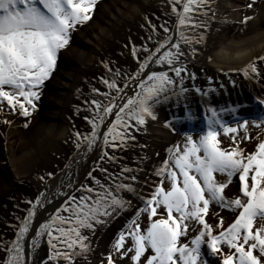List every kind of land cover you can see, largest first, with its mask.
I'll use <instances>...</instances> for the list:
<instances>
[{
  "label": "snow or ice",
  "instance_id": "1",
  "mask_svg": "<svg viewBox=\"0 0 264 264\" xmlns=\"http://www.w3.org/2000/svg\"><path fill=\"white\" fill-rule=\"evenodd\" d=\"M169 2L181 29L189 25L192 29L207 27L204 22L192 21L189 13L193 11V6L205 9L202 12L204 16L208 15V10L215 15V9L211 7L214 0ZM96 3L97 0H0V104L6 101L12 110L18 106L21 115H31L30 108L35 110V101L40 99L39 89L55 70L58 54L69 44L71 31L76 25L91 19L90 14ZM178 4L182 5V12L177 10ZM247 7L251 8L252 3ZM251 19L253 17L245 16L241 23L246 25ZM161 27L164 33L169 32L164 25ZM152 29L159 36L154 25ZM180 36L188 51L181 48V41L174 43L167 35L155 42V49L145 45L139 50L143 59L138 64L136 75L130 77L140 89L134 95L126 94L129 87L127 81L123 87H117L116 78L121 75L119 70L113 74L116 78L103 81L110 90L104 95L110 99L107 104L92 101L95 110L90 109L92 116L88 119L91 132L84 136L75 133L78 149L82 146H86L88 151H92L96 146L113 150L126 148L130 140H135L133 129L138 131L140 126L146 125L149 118L157 119L155 109L163 100L169 98V92L177 97L188 92V89L183 87L184 77L181 75L187 72V65L181 61V57H195V45L202 44L204 36L199 34L187 37L183 31ZM149 40H152L151 36ZM132 52L137 55L138 50L133 47ZM258 61H264V56L258 57ZM153 63L166 65L174 73L179 80L180 93L175 91L177 79L170 76L168 71H151L146 79H141L142 74ZM241 71L246 78L260 75L256 60L247 64ZM190 78L195 79V75L190 74ZM112 91L115 95H112ZM196 91L201 92L200 89ZM259 104L264 105V98L259 100ZM245 106L237 105L231 112L235 113L239 107ZM209 111L211 115L207 128L201 129L198 140H193L190 134L187 135L183 148L178 145L170 148L168 160L156 170L155 174L162 179L150 198L144 201V207L137 211V218L141 213L147 212L150 224L142 231L134 218L128 231L119 233L113 247L121 259L132 253L130 259L133 264H140L141 257L151 250V255L146 257V264H201L203 247L206 246L212 254H216L220 251L221 244H226L229 249H234V252L225 255L222 264H264V142L258 144L255 153L246 156L238 145L231 151L223 150L219 140L221 130L227 135L237 133L238 128L223 122L215 108H210ZM110 115H114V122L102 132L101 127ZM187 119L192 120L194 116L189 113ZM234 120L239 128L244 130V138H250L247 135L248 120L238 116L234 117ZM254 120L258 121L254 123L255 127L264 125V111H258ZM24 126L27 127V124ZM165 126L170 127L171 123L166 122ZM233 140L235 141L234 136ZM104 157L109 161L116 159L115 156L109 155L108 151L101 153V158ZM121 171L128 173L132 172V169L123 167ZM216 173L226 176L227 180L218 182ZM51 175L49 173V176ZM91 175L89 173V176ZM237 175L241 195L227 199L224 189ZM164 178L170 184L167 190L164 188ZM131 179L135 181L136 176ZM95 183L99 191L89 187L86 189L88 195H81L79 199L72 195L66 200L65 206L58 209L56 215L48 223L42 224L37 231V238L44 235L48 237L50 260L63 257L71 264V254L60 252L59 245L72 250L78 246L82 253L87 252L88 237L81 230L94 232L95 225L107 222L105 218L130 207V201L125 200L122 193L136 194L132 184L119 183L113 189L111 185L105 188L98 180ZM43 197L42 193L22 222L17 239L8 249L10 256L7 264H25L21 241L29 233L30 222L36 214L37 206H43L46 202ZM213 202L221 208L239 210L235 221L219 235H214L212 227L204 220V215ZM161 208L167 218L153 219ZM62 212L69 215L63 216ZM257 220L262 222L259 226H256ZM189 221H197L203 228L190 243H181V237L188 233ZM219 226L223 227L222 220ZM128 239L131 240V246L125 248ZM32 245L38 246L36 238L33 239ZM107 261L108 264H115L111 253L107 256Z\"/></svg>",
  "mask_w": 264,
  "mask_h": 264
},
{
  "label": "rangeland",
  "instance_id": "2",
  "mask_svg": "<svg viewBox=\"0 0 264 264\" xmlns=\"http://www.w3.org/2000/svg\"><path fill=\"white\" fill-rule=\"evenodd\" d=\"M103 1L97 0L94 10L90 14V20L76 25L75 29L71 31L69 44L66 48L60 50L58 54L55 70L39 89L40 99L35 101V110L30 108L31 115L29 117L21 115L18 106L15 110H12L6 101L0 104V264H7L10 255L8 249L12 247V242L17 239V233L22 222L28 216L29 209L33 207L36 199L42 193L44 194L43 198L46 200L43 204L44 206H48L55 201H61L62 204L57 206L46 217H42L37 225L31 227L34 229H29V233L24 236L26 238L25 243L24 240L21 243L24 249L25 264H69V261L63 257L57 260H50L47 235L37 238L36 233L42 224L48 223L56 215L58 209L65 206L66 200L72 195H75L77 199L81 195H88L86 189L89 187L99 191L95 183L96 180L100 181L105 188L111 185L113 189L119 183L132 184L136 189L135 195L127 192L122 193L124 199L130 201V207L114 213L110 218H105L107 222L95 225L94 232L86 229L81 230L88 237L86 243L89 245V250L87 252L82 253L78 246L72 250L64 245L58 246L59 251L71 254V264H108L107 256L109 253L112 254L115 264H133L130 259L132 253L121 259L119 254L114 251L113 246L118 239L119 233L122 231L126 233L130 222L134 218L137 219L142 231L149 226L148 213L143 212L137 218V211L144 207V201L150 198L162 179L155 173L157 169L163 166L164 161L168 160V150L177 145L183 148L186 144V137L189 134L192 135L193 140H198L201 129L207 128L208 119L211 115L210 108H215L219 114L221 111V116L224 113L227 114L226 105L217 102L218 100L207 99L206 103L201 104L202 107L196 102V97L204 96V93H208L211 89L216 91L215 88L218 87V84L219 86H225V82L228 79L225 80L222 75L214 72L212 68L201 66L193 57H181V61L187 65V72L181 75L184 77L183 87L187 88L188 92L180 94L179 97L169 92L167 94L169 98L161 103L163 105V113L156 112V120L149 118L146 125L140 126L138 131L133 129L135 140H130L126 148L113 150L96 146L92 151H88L90 160L88 166H86V171H82L77 162L86 146H82L80 149L76 147L77 137L75 133L78 132L81 136H84L91 132V125L88 123V119L92 116L90 109L95 110V105L92 101H100L102 104L108 103L110 97H106L104 94L109 93L110 90L103 81L116 78L113 74L119 70L121 75L116 78L118 79L117 87H123L124 82L127 81L129 85L126 90L127 95L131 96L136 91H140L138 84L130 79V77L136 75L138 64L143 59V54L139 50L145 45L155 49V42L163 39L165 35L170 37L178 24L177 15L172 11L173 6L169 0H165L162 5L150 3L143 5L141 24L130 22L127 25L132 36L128 44L119 42L117 37H120L124 32H121L120 26L116 25L118 29L115 30L117 31L111 34L104 44L94 47L87 43L89 35L87 34L83 37V32L88 29L94 30V27H96L97 23L94 21L98 18V9ZM253 6L264 9V0H255ZM114 7H110V16L116 11ZM176 8L182 12V5L178 4ZM203 11L205 9H197L193 6V11L189 13V16L195 23H206V28L200 27L202 32H205L209 30V24L212 23L213 16L211 10H208L207 16L202 15ZM153 25L159 36L153 32ZM161 25L167 27L169 32L164 33ZM150 36L152 40H149ZM133 47L138 50L137 55H133ZM71 52H74L73 55L77 57H79L80 52H84L91 58V62L89 64H80V60L73 58L70 54ZM255 60L257 61L258 69L260 68L259 72L264 74V61ZM163 66L164 68L160 71H168L170 76L177 79L175 91L180 93L178 78L166 65ZM69 73H72L76 78L73 88L64 87L61 83L67 81L63 76ZM190 74H194L195 79L190 78ZM232 76H229V78L232 79L231 81L234 84L241 79L245 81L242 72L235 73ZM258 77H254L257 79L255 81L261 82L262 80V84H264V78L261 74ZM196 89H200L201 92H197ZM62 92L67 94V102L57 105L60 100L58 95ZM112 95H115L114 91H112ZM121 95H125V93H121ZM251 103L249 108L252 110L248 108L245 111V107H239L240 113H235L231 117L228 116L227 120H222L229 126L238 128L237 133L227 135L223 134L221 130L219 140L220 147L223 150L231 151L238 145L246 156L255 153L258 144L264 142V125L260 127L254 126V123L258 122L254 120V116L258 111H264V105H260L259 99L255 98H252ZM169 109H171V112L173 111V120L164 118L163 125L165 126L166 122H170L171 126H165L162 129L166 131L165 133L168 134V137L162 139L163 143L156 142V145L153 146L154 143L152 142L153 138L150 131L154 129V123H160L159 117L161 115L170 116V112L167 111ZM55 113L64 117L61 125L68 130L67 143L71 147L67 143L61 144L59 141L51 139L53 141H51L52 147H50V150L48 149L49 151L45 155L39 154L37 159L29 158V160L28 157L31 156V153L33 154L31 149L41 142L44 137V130L48 126L58 123L57 119L53 117ZM189 113L194 116V119H187ZM237 116L248 120L247 135L250 138H244L246 135L244 130L239 128L238 123L234 120V117ZM114 119V115H110L105 128L102 130L106 131L107 126H110ZM5 121L10 123H5ZM25 124H27V127L24 126ZM103 151H108L109 155L115 156L116 159L109 161L107 157L101 158ZM20 155H25L26 161L29 160V165H27L25 172L21 174L23 178L18 179L12 170L11 157ZM123 167L132 169V172H122L121 169ZM102 169L106 171H102ZM49 173L52 175L49 176ZM89 173L92 175L89 176ZM132 176H136L135 181L131 179ZM215 176L218 182L227 180L226 176L219 173H216ZM40 177L44 179L41 180ZM60 178H62V182L59 184L58 189L50 192L48 188L51 187V183L59 181ZM240 187L238 175L234 176L231 183L224 189L225 197L227 199L239 197L241 195ZM164 188L166 190L170 188L166 178H164ZM238 211L221 208L213 202L210 204L207 214L204 215V220L212 227L213 234L219 235L221 231L226 230L235 221ZM61 215L68 216L69 213L62 212ZM161 218H167L162 208L158 209V215L153 219ZM221 220L223 221L222 228L219 226ZM255 223L256 226H259L262 222L257 220ZM188 224V233L186 236L181 237V243H190L193 237L203 228L197 221H189ZM63 226L69 227L70 225ZM54 234L56 233L54 232ZM34 238L38 240L37 247L32 245ZM130 246L131 240L128 239L126 240L125 248ZM230 252H234V249H229L226 244H221L220 251L216 254H212L205 246L202 248L201 264H222L224 256ZM149 255H151V250L141 257L140 264H146V257Z\"/></svg>",
  "mask_w": 264,
  "mask_h": 264
},
{
  "label": "bare ground",
  "instance_id": "3",
  "mask_svg": "<svg viewBox=\"0 0 264 264\" xmlns=\"http://www.w3.org/2000/svg\"><path fill=\"white\" fill-rule=\"evenodd\" d=\"M164 1L165 0H104L98 9V18H96L94 21L97 23H95L96 27H94V30L88 29L84 31L83 37L88 34L89 41H87V43L91 46L98 47L102 43L104 44L105 40L108 39L111 34H114L115 31H117L115 30L118 29L116 25H119L120 31L124 33L122 35L120 34L121 36L117 38H119L118 40L120 43L128 44L132 36L130 34V28H128L127 25L130 22H138L141 24L143 18V5L150 3L153 5H162ZM249 3H252L251 8L247 7ZM113 6H115L114 9L116 11L112 16H110L109 10H111L110 7ZM118 6H120V8H118ZM211 7L215 9V15L213 16V12L211 11L213 20L212 23L209 24V30L202 32L201 28L192 29L191 25L181 29L177 24L170 38L174 43L181 41V31H183L184 35L187 37H194L198 36L199 34H203L204 41L202 44L195 45L197 49V55L193 57V59H195V61H197L201 66L212 68L214 72L222 75L225 80H228L225 82V86H219L218 84V87L215 88L216 91L211 89L208 93H206V95L204 94L205 97H196V102L202 106L201 104L206 103L205 101L207 99H216L218 100L217 102L225 104L227 114L224 113V115L221 116L220 111L219 116L221 120H227L228 116L231 117L235 115V113L237 114L241 112L240 109H237L235 113L231 112V109L236 108L237 105H246V109L244 108L246 111L252 104V98L259 100L264 98V84H262V80L261 82H257L255 81L257 79L254 77L246 78L244 76V79L245 81L247 80V82L242 81L241 79L240 81H237L236 84H234L231 81L232 79L229 78V76H232L235 73L242 72L241 70L249 62H252L255 59H258V57L264 55V9L253 6L252 0H214V3ZM245 16L253 17V19L249 20L246 25L241 23ZM181 48L185 51H188L187 46L184 45L182 41ZM73 53L74 52H71L70 54L73 56V58L75 57L76 59L80 60V64H89L91 62V58L88 57L86 53L80 52L79 57L73 55ZM191 57L192 56H188V58ZM209 57H211V59H209ZM163 68V65H157L155 63L150 64L149 68L146 69L142 74L141 79H146L147 75L150 74L151 71H160ZM260 74L264 78V74L262 72H260ZM63 77H65V79L70 82H61L64 87L73 88L76 79L73 74L69 73ZM58 96L60 100L58 101L57 105L67 102L66 93H59ZM162 107L163 105L160 104L157 106L155 111L163 113ZM171 109L167 110L170 112V116H166V114L164 116L161 115L159 117L160 123H154V129L150 131L153 138V146L156 145V142L163 143L164 141L162 139L168 137V134L165 133L166 131L162 129L165 128L163 125L164 118L167 120V118L172 119L173 117V111L171 112ZM249 110L252 109L249 108ZM53 117L57 119L58 123L60 124L58 125V123H55L54 125L48 126L44 130V137L41 139V142L38 145L31 149L33 154L31 153V156L28 157V159H37L39 154L45 155L47 151L50 150V147H52V140L59 141L61 144L67 143L68 130L66 127L61 125L64 117L56 113ZM105 125L101 127L102 132V129L105 128ZM67 145L71 147L70 144L67 143ZM17 151L19 152V150ZM87 152L88 150L85 148L77 162L79 163V167L82 171H86V166H88L90 160V154ZM24 156L25 155L11 157L12 170L18 179L23 178L21 174L25 172L27 165H29L30 159L26 161ZM61 179L62 178H60L59 181L57 180L51 183V187L48 188L50 189V192L51 190L56 191L58 189L59 184L62 182ZM60 204H62L61 201H55L48 206H37L36 214L30 222L29 229L33 230L34 228L32 229V226L37 225L42 217H46V215L55 210ZM23 240L25 243L26 238L24 237Z\"/></svg>",
  "mask_w": 264,
  "mask_h": 264
}]
</instances>
